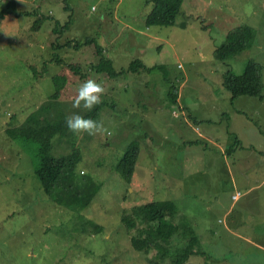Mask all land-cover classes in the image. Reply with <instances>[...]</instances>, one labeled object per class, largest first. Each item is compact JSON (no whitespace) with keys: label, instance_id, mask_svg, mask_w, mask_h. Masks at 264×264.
Returning a JSON list of instances; mask_svg holds the SVG:
<instances>
[{"label":"rangeland","instance_id":"374dc122","mask_svg":"<svg viewBox=\"0 0 264 264\" xmlns=\"http://www.w3.org/2000/svg\"><path fill=\"white\" fill-rule=\"evenodd\" d=\"M151 2L0 0V15L7 11L0 25V264H171L193 236L172 243L171 254L162 257L154 248L136 251L131 241L143 227L136 208L163 200L179 209L167 221L191 226L202 243L204 256L186 264H264V0H185L173 28L145 26ZM67 21L62 34L53 32L55 22L59 29ZM241 26L254 30L251 44L228 60L215 59L214 49ZM86 38L103 47L117 70L137 58L159 67L116 79L91 73L105 88L95 119L104 131L68 130L53 138V156L78 148L80 160L62 171L46 196L34 153L7 131L20 128L42 104H49L52 118L55 110L66 117L87 113L72 107L80 80L69 97L54 100L56 105L50 99V74L59 69L52 55L85 67L94 60L93 48L64 44ZM250 59L261 66L262 94L231 99L224 73H241ZM42 62L49 73L31 75L29 67L40 73ZM171 87L183 89L186 103L172 104L166 97ZM234 140L243 149L233 148ZM132 142L139 156L127 184L115 167ZM126 215L135 229L124 223Z\"/></svg>","mask_w":264,"mask_h":264},{"label":"trees","instance_id":"16d2710c","mask_svg":"<svg viewBox=\"0 0 264 264\" xmlns=\"http://www.w3.org/2000/svg\"><path fill=\"white\" fill-rule=\"evenodd\" d=\"M185 0H152V9L145 18L146 27H159V28H173L176 25L178 16L181 13L182 6ZM66 3V0H62ZM67 10V7H64ZM7 12V11H6ZM6 12L0 15L1 22L6 18ZM12 14V13H11ZM22 15V14H21ZM28 15V13L24 14ZM16 16V15H15ZM18 16V14H17ZM43 19L49 20L48 17ZM38 22L37 20L35 23ZM58 26L59 23L55 22ZM70 22L67 21L65 25L59 29L55 26L53 32L55 34H62L69 28ZM37 29L34 27L33 29ZM254 36V30L248 26H241L228 32L224 41L214 49V58L220 61L228 60L235 56L240 51L247 48ZM85 46L93 48L94 60L88 62L85 67L77 60L70 58H63L60 54L53 56V63L59 66V69L50 74V81L53 88V93L50 99L53 101L61 97H69L68 93L71 85L76 81L84 82L91 79V73H98L108 78L118 77L120 74L129 72L137 73L141 70H148L159 67L157 65L148 67L139 58L134 59L129 64L128 68L117 70L114 67L113 60L104 55L103 47L97 43L93 38H86L83 42L65 43L64 47L75 50H80ZM60 46H56L58 48ZM44 69L40 73L35 67L30 66L31 75L40 77L44 73H49L48 63L42 62ZM224 86L230 91L232 98L237 96H261L262 92V79H261V66L253 60H248L244 65L241 73H233L227 70L224 73ZM171 101L177 100V88L171 87ZM63 97V98H64ZM55 102V101H54ZM56 105V102L54 103ZM105 105L103 101L93 111L82 114L86 118L97 119L100 110ZM53 107V105H52ZM57 106H54V110ZM49 104H42L37 112L32 111L25 119L24 124L18 129L8 130L7 133L12 138V141L21 143L28 147L34 153L35 157V176L40 184V187L46 196H50L58 184L64 169H75L80 160V152L78 148H73L69 155L55 157L51 154L52 140L56 136H64L68 131L65 125V118L63 114L55 110L57 114L54 118L49 115ZM60 116V117H58ZM138 144L132 142L126 149L123 157L115 167L116 172L122 177L127 184L131 183L135 172V166L138 160ZM138 218L143 222V227L137 228V235L132 238V245L134 249L140 253L148 252L154 248L157 257H162L169 253L167 247L172 243L182 241L185 236H193L189 242L183 246L182 249L177 250L174 254L171 264H186L191 261L193 256H203L204 252L201 249L195 250L194 247L198 244L201 247V242L195 230L186 224L182 226L175 225L167 220L175 219L178 215V207L175 202L163 201H148L136 208ZM124 223L128 228L135 229L136 222L132 217H124ZM96 229H99L97 227ZM187 237L186 239L188 240ZM157 264V263H154Z\"/></svg>","mask_w":264,"mask_h":264},{"label":"clouds","instance_id":"9594fccd","mask_svg":"<svg viewBox=\"0 0 264 264\" xmlns=\"http://www.w3.org/2000/svg\"><path fill=\"white\" fill-rule=\"evenodd\" d=\"M105 94L104 86L94 79H87L77 89V94L72 98V107L83 112L93 111L101 104ZM67 129L74 135H95L104 131L102 122L86 118L80 112H73L65 118Z\"/></svg>","mask_w":264,"mask_h":264},{"label":"crops","instance_id":"0c3cea01","mask_svg":"<svg viewBox=\"0 0 264 264\" xmlns=\"http://www.w3.org/2000/svg\"><path fill=\"white\" fill-rule=\"evenodd\" d=\"M130 28V27H129ZM133 32H135V33H137V34H139L140 35V33H139V30H135V31H133ZM143 33V36L145 37V39L146 40H149V39H147V38H150L149 37V35H146L144 32H142ZM142 33H141V35H142ZM154 36V35H153ZM153 36H152V38H153ZM114 62V61H113ZM182 88V87H181ZM229 91V90H228ZM177 92H178V95H177V100H176V102H173L172 101V104H182V103H186L185 101H183V89H177ZM229 94H230V98L231 99H233L232 98V95H231V93H230V91H229ZM261 94H262V92H261ZM263 96V95H262ZM166 97L169 99V100H171V95H169V92H166ZM249 97H251V96H249ZM253 97V96H252ZM254 97H256V96H254ZM258 97H260V96H258ZM236 97H234V99H235ZM237 98H238V96H237ZM262 99H263V97H262ZM262 99H258V100H256V101H263ZM240 110V109H239ZM203 121H210V119H203ZM196 123H198V119H196ZM207 126H211V125H207ZM199 129V128H198ZM200 130V129H199ZM206 131V137H207V139H209V138H212V136L209 134V132H210V130L208 129V128H206L205 129ZM253 130H255V129H253ZM256 131V130H255ZM250 133L252 134V131L250 130ZM254 134L256 135V137L258 138V139H260L259 137L260 136H262V135H260L259 134V132L257 131V132H254ZM252 136H253V134H252ZM202 137H204V136H202ZM253 137H255V136H253ZM260 143V142H259ZM261 145H263V151H264V142L263 143H261ZM232 147L233 148H241V149H243V147L240 145V147H239V144H238V142L236 141V140H234V142H233V144H232ZM230 148V150H229V152H232L233 150V148ZM225 152V151H224ZM255 153V152H254ZM251 189V187L248 189V191ZM248 191L246 192V193H248ZM234 195V194H233ZM232 195V196H233ZM201 242V241H200ZM202 244V243H201ZM200 249L202 250V248L200 247ZM203 252V251H202ZM205 254V253H204ZM204 256V255H203Z\"/></svg>","mask_w":264,"mask_h":264},{"label":"built area","instance_id":"2783aa9c","mask_svg":"<svg viewBox=\"0 0 264 264\" xmlns=\"http://www.w3.org/2000/svg\"><path fill=\"white\" fill-rule=\"evenodd\" d=\"M240 197V194L239 193H235L233 196H232V199L233 200H238Z\"/></svg>","mask_w":264,"mask_h":264}]
</instances>
